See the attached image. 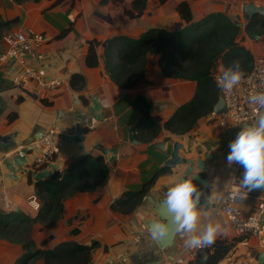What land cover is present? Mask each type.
<instances>
[{
    "label": "crops",
    "instance_id": "1",
    "mask_svg": "<svg viewBox=\"0 0 264 264\" xmlns=\"http://www.w3.org/2000/svg\"><path fill=\"white\" fill-rule=\"evenodd\" d=\"M56 1L0 0V19L13 21L3 30L0 55L8 48L15 31H24L29 37L42 33L46 38L39 47L27 49L19 57L0 61V211L21 212L30 218L38 214L41 200L35 184L27 179L32 159L29 151L46 130L60 128L68 130L69 135L64 139L57 160L59 170L92 153L102 154L110 163L111 172L105 185L67 197L63 201L62 217L57 222L31 225L27 238L36 248H53L63 241L93 243L95 247L89 264H168L175 250L184 244L185 236L180 233L176 249L165 254L145 223L154 217L150 209H142L140 205L132 213L124 214L115 210L112 204L124 192L140 189L164 167L175 141L183 144L179 152L182 157L195 161L202 159L207 165V171H200L196 164L193 167V174L200 173L208 179V186H199L202 190V201L198 205L201 222L207 223L208 219L219 222L222 231L217 237L237 236L221 204L228 186L244 188L239 184L243 169L239 165L229 168L226 156L229 143L245 124L221 127L208 114L187 134L163 129L153 142L133 144L128 129L136 124L140 115L132 106L136 94L144 95L151 103L154 115L164 122L177 107L192 98L196 82L164 75L158 55L149 54L145 78L132 89H122L104 68L103 43L96 48L99 65L89 67L86 64L89 44L94 40L103 42L118 34L137 38L152 27L171 30L179 23L182 25L177 11L181 0H168L164 4L147 0L141 11L132 9V0ZM250 2L264 6V0H189L195 19L223 12L232 21L243 23L239 39L255 58L264 57L263 37L260 35L255 39L244 30L247 21L242 8ZM26 67L36 69L45 79L58 78L62 83L50 90L30 81L19 89L16 84ZM221 69H224L223 63L218 61L214 71ZM74 73L84 77L81 90L70 85ZM42 98L48 103L42 102ZM93 100H98L99 108L95 111L98 118L89 108ZM13 112L17 114L16 119L8 121V114ZM160 142H165L164 148L157 146ZM103 148L111 149L116 158L110 161ZM22 152L28 155L19 165L16 159H21ZM209 154L213 156L210 158ZM186 167L185 163L179 164L160 174L149 192L165 196L173 182L183 176ZM261 194L250 192L240 205L242 210L245 213L256 211L261 205ZM263 248L264 243L258 238L248 236L218 264H257L255 255ZM23 253L21 242L0 239V264H15ZM194 255L195 251L189 252V260ZM29 264L45 262L43 258H37Z\"/></svg>",
    "mask_w": 264,
    "mask_h": 264
},
{
    "label": "trees",
    "instance_id": "2",
    "mask_svg": "<svg viewBox=\"0 0 264 264\" xmlns=\"http://www.w3.org/2000/svg\"><path fill=\"white\" fill-rule=\"evenodd\" d=\"M61 0H57L59 2ZM105 1V0H104ZM123 1V0H119ZM147 0H132V9L143 10ZM164 4L168 0H158ZM177 11L182 25L176 29L150 28L137 38L118 34L101 42L94 40L89 44L86 64L99 65L97 46L104 43L102 54L104 68L110 79L122 89L136 87L146 76L147 56L158 55V62L164 75L176 79L196 82L194 95L182 103L174 113L161 122L150 113L151 103L138 93L132 99V106L140 115L134 125V136L143 144L151 143L163 129L184 135L189 133L204 116L214 110L220 98V91L213 79L214 67L218 61L224 69L239 60L247 74L254 63V55L239 39L242 28L223 12H214L195 19L189 0H181ZM132 13V10L128 11ZM13 21L0 19V39L3 30ZM247 34H260L264 39V16L255 15L244 28ZM65 32V31H64ZM62 32L61 34H63ZM70 85L75 90L84 86L81 73H74ZM42 102L48 103L45 99ZM16 113L7 116L8 121L16 119ZM162 167L138 190H130L116 199L112 207L121 213L135 211L143 202L156 178L168 171ZM111 172L110 163L102 154L88 153L69 163L62 170H56L43 180L35 179V172H27L29 183H34L41 200L38 214L30 218L21 212L0 211V238L21 242L24 253L15 264H29L30 260L43 258L45 264H89L95 244L84 245L76 241H63L53 248H36L27 238L30 227L35 222L53 224L63 214V201L78 192L93 191L105 185ZM22 233L23 236H22ZM20 234L21 238H16ZM246 235L218 236L215 243L195 252L189 264H218Z\"/></svg>",
    "mask_w": 264,
    "mask_h": 264
},
{
    "label": "built area",
    "instance_id": "3",
    "mask_svg": "<svg viewBox=\"0 0 264 264\" xmlns=\"http://www.w3.org/2000/svg\"><path fill=\"white\" fill-rule=\"evenodd\" d=\"M45 40V35L42 33H36L29 37L24 31H15L9 41L8 48L1 53L0 61L19 57L25 50L39 47ZM223 70L213 71L215 83L216 76L220 75ZM30 81L50 90L56 89L62 83L58 78L45 79L36 69L26 67L16 87L22 89ZM219 91L220 96L226 102V111L218 114L213 110L209 113L212 120H216L221 127L225 128L254 123L259 113L264 112V109L250 104L248 98L254 91H264V57L254 59L251 70L247 74H244L243 80L231 93L226 94L221 89ZM68 135L69 131L66 129L50 128L34 143L29 151L32 158L29 165L35 174L38 171L53 170V165L57 164L59 155L62 152L64 139ZM22 153L27 157L28 153ZM249 194L250 191L244 188L242 189L234 185L228 186L225 190L221 209L227 215L231 227L237 235L252 236L264 243V193L260 196V207L256 211L245 213L240 205ZM201 249L203 248H187L184 243L175 250L168 264H189L188 253Z\"/></svg>",
    "mask_w": 264,
    "mask_h": 264
},
{
    "label": "clouds",
    "instance_id": "4",
    "mask_svg": "<svg viewBox=\"0 0 264 264\" xmlns=\"http://www.w3.org/2000/svg\"><path fill=\"white\" fill-rule=\"evenodd\" d=\"M244 78L239 60L216 76V84L224 93H231ZM249 103L264 109V91H254L249 95ZM226 156L227 166L239 165L242 175L239 184L249 191L264 189V112H260L254 123L240 128L229 143ZM202 190L194 183V177L178 178L167 189L162 201L168 213V219H157L150 225L149 231L154 239L166 236L172 226L185 236L187 248H205L215 243L222 231L221 224L208 219L201 222L198 208ZM170 221V222H169Z\"/></svg>",
    "mask_w": 264,
    "mask_h": 264
},
{
    "label": "water",
    "instance_id": "5",
    "mask_svg": "<svg viewBox=\"0 0 264 264\" xmlns=\"http://www.w3.org/2000/svg\"><path fill=\"white\" fill-rule=\"evenodd\" d=\"M243 12V17L244 19L248 22L249 20L252 19L255 15H264V6L258 5L255 2H250V3H245L242 8ZM181 23L177 25V28H179ZM238 26H242L243 23L238 22ZM251 36L255 39H258L260 37V34H251ZM104 46V43H103ZM98 100H93L92 105L89 107L91 112L93 113L94 117L98 118L95 114V111L99 108L98 107ZM214 111L218 114H221L226 111V102L223 97L220 96L218 102L214 106ZM150 113L154 115V110L153 108L150 109ZM155 118L159 121H161V117L154 115ZM245 126V125H244ZM234 132V131H233ZM231 132V133H233ZM236 132V129H235ZM128 137L129 140L133 144H140L141 142L138 141L135 136H134V126H130L128 129ZM157 146L164 148L165 142H160L157 143ZM102 148V146H100ZM183 148V144L179 141H175L173 144V149L171 151L170 157L165 161L164 167L169 168V169H174L176 166L179 164H187V167L184 171L183 178H187L189 176L194 177V183H196L199 186L206 187L208 186V179L206 177H203L200 173H195L193 174V167L196 164L198 169L200 171H207V165L206 162L202 159H197L192 160V159H186L180 155V149ZM103 153L108 157L110 161L116 158L114 155L113 151L109 148H103ZM212 154H209L208 157H212ZM26 161V156L22 155L21 159L17 158L16 162L19 165H22ZM56 170H58V164L53 165V170H43V171H38L35 174V179L36 180H43L48 177H50ZM243 170L240 171V174L242 175ZM244 189L248 190L246 187ZM249 191V190H248ZM250 192L254 193H264V189H254L251 190ZM165 196L163 195H157L153 192H148V194L145 196L141 208L142 209H150L151 212L154 214V217L151 219H148L145 221L148 229L150 228V225L152 224L153 221L157 219H168V213L166 209L164 208L162 201ZM202 197H200V200L198 202V205L201 203ZM170 222V221H169ZM263 225H264V216H263ZM180 233H178L175 230V227L172 226V230L164 237L157 238L155 239L156 243L158 244L159 248L165 253L168 254L170 251L175 250L177 247V238ZM263 237H264V232H263ZM255 259L257 260L258 264H264V248L257 252L255 255Z\"/></svg>",
    "mask_w": 264,
    "mask_h": 264
},
{
    "label": "rangeland",
    "instance_id": "6",
    "mask_svg": "<svg viewBox=\"0 0 264 264\" xmlns=\"http://www.w3.org/2000/svg\"><path fill=\"white\" fill-rule=\"evenodd\" d=\"M24 233H22V236H23ZM20 234H15V237L16 238H21L22 237ZM0 239H5V238H0ZM255 253V251H253ZM258 264V263H257Z\"/></svg>",
    "mask_w": 264,
    "mask_h": 264
}]
</instances>
